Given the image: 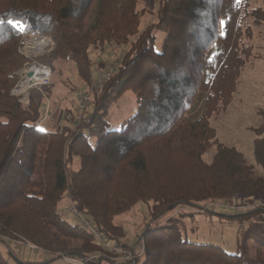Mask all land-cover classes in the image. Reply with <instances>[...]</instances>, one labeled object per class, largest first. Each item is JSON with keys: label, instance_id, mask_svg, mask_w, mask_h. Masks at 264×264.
Instances as JSON below:
<instances>
[{"label": "trees", "instance_id": "16d2710c", "mask_svg": "<svg viewBox=\"0 0 264 264\" xmlns=\"http://www.w3.org/2000/svg\"><path fill=\"white\" fill-rule=\"evenodd\" d=\"M140 1L0 0V244L11 254L0 248V264H43L20 259L10 242L48 253L44 264L65 257L83 264H264V176L220 143L212 124L234 101L264 8L250 10L247 0H161L158 22L140 32ZM23 32L52 38L39 62L54 69L72 60L88 88L96 76L92 47H127L110 77L89 91L78 128L66 118L59 131L41 129L46 92L31 90L28 105L13 94L28 62ZM128 91L136 113L113 129L109 109ZM261 128L255 159L264 169ZM67 199L105 242L133 257L118 259L69 222L59 209ZM229 202L248 204L227 216L242 228L237 253L183 239V231H199L188 225L197 213ZM139 204L149 214L129 245L115 219Z\"/></svg>", "mask_w": 264, "mask_h": 264}, {"label": "rangeland", "instance_id": "374dc122", "mask_svg": "<svg viewBox=\"0 0 264 264\" xmlns=\"http://www.w3.org/2000/svg\"><path fill=\"white\" fill-rule=\"evenodd\" d=\"M247 1L250 10L258 7L264 8V0ZM161 2V0L140 1L138 5V9L142 13L140 32L144 31L147 26L158 22L157 10L160 8ZM248 21L249 24L252 25L253 18H248ZM253 30L254 37L251 41L253 56L240 77L234 101L227 112L213 118L212 124L217 130L220 143L237 148L245 156L247 162L255 166L256 172L264 176V169L255 159L254 143V140L262 134L263 128L261 127H264V25L254 27ZM37 35H41V33L31 34V36ZM42 36L49 41V43L52 42V46L50 47L53 48L52 38L45 35ZM163 38V34L159 36L157 44L159 49ZM51 50L43 49L42 52L39 51V56L37 55L38 57H36L35 60L38 62L40 56L49 54ZM126 50V46L107 45L105 47H92L91 52L95 66V75L97 76L98 72L106 71L108 67L109 69H115L118 66H116V64ZM52 72L51 86L42 91V93L46 92V94L44 93L45 108L43 109V115L45 117L46 114H48V116L40 126L43 130L59 131L66 124V117L71 119L73 127V124L77 121L76 118L78 117L77 114L81 101L87 96L86 93L91 99L89 91H93L96 86L92 85L88 88V86L85 85L78 77L75 64L72 60H58L55 62V67L52 69ZM96 76L94 78H96ZM94 82L96 85L99 83L98 80ZM19 83L20 80L17 84ZM17 84L15 87H17ZM15 89L16 88H14L13 92ZM27 96V101L29 102L31 92H29ZM25 97L26 95L24 94L22 98L18 99L24 103L23 98ZM136 110V96L132 91H128L119 102L110 107L107 118L109 126L113 129L120 127L123 121L136 113ZM68 123H70V120ZM215 150L214 147L206 153V161L209 162L212 159ZM71 202V199H67L63 200L59 205L60 211L69 222H72V219L67 211ZM255 202L257 203V201ZM235 205L236 204L229 202L228 206L215 205V207H212L208 212L197 213L194 222L188 221V225L197 226L199 231L192 233L191 229H189L190 232L187 234L183 231V239L214 243L224 247L230 253H237L238 236L242 228L240 229V225L237 222H232L227 216L234 212L246 211L248 209V204L245 206ZM148 214L147 206L145 204H139L129 212L116 217V223L124 226L126 230V237L128 238L127 241H129V245L131 244L130 242L134 241L136 233L142 227L141 225L144 223L145 218L148 217ZM10 243L15 254L24 261L44 264L50 257L48 253L38 250L31 244ZM0 248L7 258H11V254L7 251V247L4 244H0ZM120 252V255L116 256L118 259L128 258V252H130L133 257V253L129 249H121ZM66 258L69 257H65V259ZM50 264L70 263L66 262L64 259H59Z\"/></svg>", "mask_w": 264, "mask_h": 264}, {"label": "built area", "instance_id": "2783aa9c", "mask_svg": "<svg viewBox=\"0 0 264 264\" xmlns=\"http://www.w3.org/2000/svg\"><path fill=\"white\" fill-rule=\"evenodd\" d=\"M37 34V33H36ZM35 35V34H34ZM22 46H21V52L28 58V63L25 64L24 68H22L19 72V78L20 83L17 84V87H15V91L13 92L15 96L18 98H22L25 94L26 97L23 98V101L25 105H28V93L31 90H39L43 91L44 88L50 87L52 82V69L48 67L47 65L37 62L35 60L36 57L39 56V51L42 52V50H51L52 42L49 43L42 34L37 36H31V34H27L26 32H23V38H22ZM35 39H41L43 40V44L39 45H33L32 42ZM49 48V49H48ZM38 51V52H36ZM38 55V56H37ZM42 55V54H40ZM109 70V71H108ZM115 71V69H107L106 71L98 72L96 78L94 81H99L98 85L95 84L93 81V86H96V88L100 87L109 77L110 75ZM87 96L81 101L80 108L78 109V114L76 118V122L73 124L74 128H78L80 123L82 122L83 118L86 117V113L90 107V97L86 93ZM81 100V99H80ZM23 103V104H24ZM80 103V102H79ZM48 114L44 117V120H46ZM87 122L89 119H86ZM68 215L72 219V222L76 225L81 226L86 231L92 233L96 237V241L98 243H101L105 245L108 249H110L111 253H121V249L119 246H116L113 243H107L105 242V237L103 234L99 232V230L93 225L90 219H88L84 214H82L79 209L76 207V205L71 202L68 206ZM142 252L144 251V245H141ZM129 259L132 257V254L130 252L127 253ZM66 262L70 264H83V262L80 259L77 258H66Z\"/></svg>", "mask_w": 264, "mask_h": 264}, {"label": "bare ground", "instance_id": "6f19581e", "mask_svg": "<svg viewBox=\"0 0 264 264\" xmlns=\"http://www.w3.org/2000/svg\"><path fill=\"white\" fill-rule=\"evenodd\" d=\"M42 41H43V40H41V39H35V40H33L32 44H33V45H37V44L41 45V44H43Z\"/></svg>", "mask_w": 264, "mask_h": 264}, {"label": "crops", "instance_id": "0c3cea01", "mask_svg": "<svg viewBox=\"0 0 264 264\" xmlns=\"http://www.w3.org/2000/svg\"><path fill=\"white\" fill-rule=\"evenodd\" d=\"M66 117V116H65ZM66 118H68V117H66Z\"/></svg>", "mask_w": 264, "mask_h": 264}]
</instances>
